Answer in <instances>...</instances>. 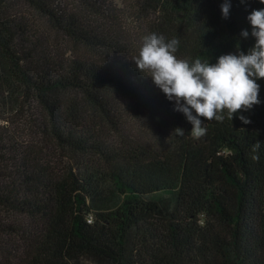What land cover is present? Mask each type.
<instances>
[{
  "label": "trees",
  "instance_id": "obj_1",
  "mask_svg": "<svg viewBox=\"0 0 264 264\" xmlns=\"http://www.w3.org/2000/svg\"><path fill=\"white\" fill-rule=\"evenodd\" d=\"M121 1L0 0V234L10 240L0 238V258L264 264V79L258 105L232 121L226 112L223 122L205 121L196 140L133 63L153 32L179 40L176 56L190 63L247 54L255 45L247 17L264 4L229 0L224 19L225 0ZM57 38L67 58L54 55ZM10 104L30 115L33 137L68 154L63 170L38 142L13 136ZM145 122L154 131L135 133Z\"/></svg>",
  "mask_w": 264,
  "mask_h": 264
},
{
  "label": "clouds",
  "instance_id": "obj_2",
  "mask_svg": "<svg viewBox=\"0 0 264 264\" xmlns=\"http://www.w3.org/2000/svg\"><path fill=\"white\" fill-rule=\"evenodd\" d=\"M264 4V0H260ZM229 0L221 5L222 18L229 17ZM255 45L247 54L237 50L235 54L221 55L216 63L196 58L194 62L176 56L179 40H166L162 34L153 32L143 37L142 45L133 63L137 71L150 78L169 102L174 111L182 113L191 124V135L196 140L207 133L205 121L223 122L225 112L229 120L234 115L247 112L260 103L259 84L264 79V9L253 10L247 17ZM247 38L249 32L242 31ZM238 118L244 124L251 121L243 115ZM178 136L185 134L182 128L175 129ZM259 143L252 147L258 153ZM259 160V155H253Z\"/></svg>",
  "mask_w": 264,
  "mask_h": 264
},
{
  "label": "rangeland",
  "instance_id": "obj_3",
  "mask_svg": "<svg viewBox=\"0 0 264 264\" xmlns=\"http://www.w3.org/2000/svg\"><path fill=\"white\" fill-rule=\"evenodd\" d=\"M115 2L122 7V3L123 1L121 0H115ZM22 12L24 14H26V17L30 18V20H36L39 19L38 16L31 11L28 8L22 7ZM55 44L58 45V47H54L53 51H54V55L57 56V54H60L61 57L63 55H66L65 58H67L68 56L71 55V52H69V50L66 47V43L61 41L59 38L54 40ZM60 44V45H59ZM63 54V55H62ZM59 57V58H61ZM126 108H130V105H126ZM14 105H7L5 107V111H6V115L7 117H9V121L6 123L7 126L9 128H11L12 130V134H14L13 136L17 139H19V141L22 143L23 141H28V142H38L41 146L40 147H44L45 148V152H46V161L49 162L51 161L52 166H54V168L58 169V170H63L65 168V166L67 165L68 162V154L65 153L64 151H61L60 149L54 148L52 146L46 145V142L44 139H42L41 141L38 138L33 137L34 135H32V130L29 127L28 122L30 115L28 116V118H23L24 115V111H13ZM26 109V108H25ZM127 110V109H126ZM127 116L128 118L133 121V116L131 115V110H127ZM27 119V120H25ZM5 123V122H4ZM28 123V124H27ZM142 125V126H141ZM134 129H135V133H139V132H152L154 131V129H152V125L148 122H145L143 124H137L135 123L133 125ZM2 166L1 161H0V167ZM3 219H6V215L3 214V212L0 211V223H4ZM1 226V225H0ZM0 238L1 240L6 243V241H10L9 239L6 240L7 238L5 236H3L2 234H0ZM0 262L1 264H9V262H7L6 259L0 258ZM16 264V263H15Z\"/></svg>",
  "mask_w": 264,
  "mask_h": 264
}]
</instances>
